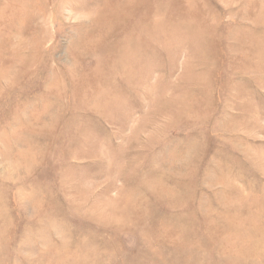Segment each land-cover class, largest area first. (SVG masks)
I'll return each instance as SVG.
<instances>
[{
  "label": "rangeland",
  "instance_id": "rangeland-1",
  "mask_svg": "<svg viewBox=\"0 0 264 264\" xmlns=\"http://www.w3.org/2000/svg\"><path fill=\"white\" fill-rule=\"evenodd\" d=\"M0 264H264V0H0Z\"/></svg>",
  "mask_w": 264,
  "mask_h": 264
}]
</instances>
